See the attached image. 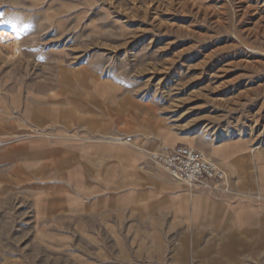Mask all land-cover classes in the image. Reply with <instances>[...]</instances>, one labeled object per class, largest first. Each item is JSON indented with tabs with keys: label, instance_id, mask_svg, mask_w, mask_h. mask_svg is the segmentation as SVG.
<instances>
[{
	"label": "rangeland",
	"instance_id": "rangeland-1",
	"mask_svg": "<svg viewBox=\"0 0 264 264\" xmlns=\"http://www.w3.org/2000/svg\"><path fill=\"white\" fill-rule=\"evenodd\" d=\"M0 18V264H264V0H0ZM178 146L227 187L149 160Z\"/></svg>",
	"mask_w": 264,
	"mask_h": 264
},
{
	"label": "built area",
	"instance_id": "built-area-1",
	"mask_svg": "<svg viewBox=\"0 0 264 264\" xmlns=\"http://www.w3.org/2000/svg\"><path fill=\"white\" fill-rule=\"evenodd\" d=\"M149 160L162 166L181 185L207 191L227 187L224 170L192 147L178 146L165 154H151Z\"/></svg>",
	"mask_w": 264,
	"mask_h": 264
},
{
	"label": "bare ground",
	"instance_id": "bare-ground-1",
	"mask_svg": "<svg viewBox=\"0 0 264 264\" xmlns=\"http://www.w3.org/2000/svg\"><path fill=\"white\" fill-rule=\"evenodd\" d=\"M3 45H17V38L10 28H0V46Z\"/></svg>",
	"mask_w": 264,
	"mask_h": 264
},
{
	"label": "snow or ice",
	"instance_id": "snow-or-ice-1",
	"mask_svg": "<svg viewBox=\"0 0 264 264\" xmlns=\"http://www.w3.org/2000/svg\"><path fill=\"white\" fill-rule=\"evenodd\" d=\"M7 23H9V21H6V20L0 18V24H7Z\"/></svg>",
	"mask_w": 264,
	"mask_h": 264
},
{
	"label": "crops",
	"instance_id": "crops-1",
	"mask_svg": "<svg viewBox=\"0 0 264 264\" xmlns=\"http://www.w3.org/2000/svg\"><path fill=\"white\" fill-rule=\"evenodd\" d=\"M41 145H42V146H44V147L46 146V145H45V144H43V143H42Z\"/></svg>",
	"mask_w": 264,
	"mask_h": 264
}]
</instances>
